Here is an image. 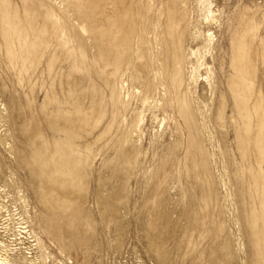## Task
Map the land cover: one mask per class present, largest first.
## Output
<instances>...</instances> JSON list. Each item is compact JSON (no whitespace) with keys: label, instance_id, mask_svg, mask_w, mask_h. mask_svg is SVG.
Segmentation results:
<instances>
[{"label":"rangeland","instance_id":"rangeland-1","mask_svg":"<svg viewBox=\"0 0 264 264\" xmlns=\"http://www.w3.org/2000/svg\"><path fill=\"white\" fill-rule=\"evenodd\" d=\"M0 263L264 264V0H0Z\"/></svg>","mask_w":264,"mask_h":264},{"label":"bare ground","instance_id":"bare-ground-1","mask_svg":"<svg viewBox=\"0 0 264 264\" xmlns=\"http://www.w3.org/2000/svg\"><path fill=\"white\" fill-rule=\"evenodd\" d=\"M134 14V13H133ZM135 18V17H134ZM140 27V26H139ZM149 27V26H148ZM137 40V39H136ZM178 42V41H177ZM175 83V82H174ZM176 89V88H175ZM0 264H2V263H0Z\"/></svg>","mask_w":264,"mask_h":264}]
</instances>
